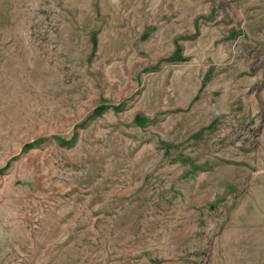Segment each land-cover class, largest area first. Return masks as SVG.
Masks as SVG:
<instances>
[{
  "label": "rangeland",
  "instance_id": "rangeland-1",
  "mask_svg": "<svg viewBox=\"0 0 264 264\" xmlns=\"http://www.w3.org/2000/svg\"><path fill=\"white\" fill-rule=\"evenodd\" d=\"M0 264H264V0H0Z\"/></svg>",
  "mask_w": 264,
  "mask_h": 264
}]
</instances>
